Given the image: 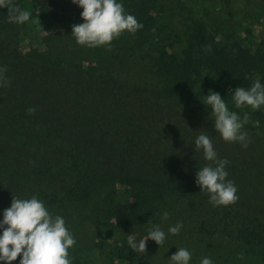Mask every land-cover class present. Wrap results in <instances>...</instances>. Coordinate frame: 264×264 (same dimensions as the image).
Returning <instances> with one entry per match:
<instances>
[{
	"label": "trees",
	"instance_id": "1",
	"mask_svg": "<svg viewBox=\"0 0 264 264\" xmlns=\"http://www.w3.org/2000/svg\"><path fill=\"white\" fill-rule=\"evenodd\" d=\"M159 1L121 0L143 27L90 48L71 35L83 22L71 0H0V206L35 195L72 235L73 212L110 230L159 225L168 235L180 222L177 236L222 238L245 247L250 264H264V107L237 109L231 98L257 78L264 84V51L240 36L211 37L198 19L178 45L162 43ZM19 12L30 20L17 23ZM35 18L58 29L45 49L25 52L21 38ZM205 75L230 111L247 113L246 147L215 131L201 102ZM201 132L228 162L233 204L213 207L195 183L208 163L194 150ZM119 185L129 197L119 199ZM128 241L110 250L114 264H135Z\"/></svg>",
	"mask_w": 264,
	"mask_h": 264
},
{
	"label": "clouds",
	"instance_id": "2",
	"mask_svg": "<svg viewBox=\"0 0 264 264\" xmlns=\"http://www.w3.org/2000/svg\"><path fill=\"white\" fill-rule=\"evenodd\" d=\"M71 3L82 9L80 15L83 22L73 25L71 30L78 45L90 48L110 46L113 39L123 32L135 34L143 27L125 11L121 0H71ZM30 18L29 12H19L15 20L25 23ZM231 98L235 108L250 107L252 111H257L264 107V84L257 78L248 88H234ZM201 102L210 108L209 115L214 118L213 127L222 140L247 146V132L243 131L247 113L241 118L237 112L230 111L220 93L211 89ZM193 145L195 152L201 153L208 162L196 171L195 183L200 191L207 195L213 207L235 203L238 199L237 188L233 181L227 179L228 162L218 158L212 138L201 132L194 138ZM161 216L167 220L169 213L163 211ZM0 217V264H12L18 256V264H71L68 250L75 245V238L64 218L50 213L37 196H12L10 207L4 209ZM182 227V223L177 222L169 226L168 234L177 235ZM165 238L166 234L160 226L152 225L146 238L138 241L129 239L128 243L133 250L144 252L146 240L151 239L160 246ZM191 258L192 253L181 247L168 260L170 264H190ZM200 264H213V261L205 256Z\"/></svg>",
	"mask_w": 264,
	"mask_h": 264
},
{
	"label": "rangeland",
	"instance_id": "3",
	"mask_svg": "<svg viewBox=\"0 0 264 264\" xmlns=\"http://www.w3.org/2000/svg\"><path fill=\"white\" fill-rule=\"evenodd\" d=\"M159 2L156 33L160 38L162 36V43L171 41L178 45V37L185 35L194 20L198 19L205 22L211 37L226 35L236 39L240 36L252 45L253 49L260 48L264 51V0H160ZM57 29L58 27L48 25L42 18L31 20L21 38L22 49L25 52L45 49L46 39ZM201 85V91L205 95L210 89L221 95L220 86L212 75L206 76ZM118 192L119 199L129 197L126 188L121 185L118 186ZM8 207L10 206L1 205L0 213ZM78 213L73 212L71 218L72 221L75 219L72 231L77 246L69 253L71 264H114L109 258V252L113 247L119 245L121 240L138 241L146 238L148 233L138 228L110 230L91 221L80 220ZM180 232H185V227ZM181 247L192 253L190 264H200L201 258L205 256L211 258L213 264H250V260L245 256L242 259L238 258L241 257L245 247L218 237L202 240L197 234L189 232L181 236L168 234L160 246L151 239L146 240L145 251H138L139 257L135 264H170L168 259L177 248Z\"/></svg>",
	"mask_w": 264,
	"mask_h": 264
}]
</instances>
